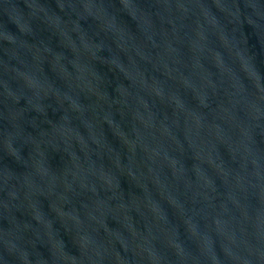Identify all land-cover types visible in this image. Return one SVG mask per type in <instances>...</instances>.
Returning a JSON list of instances; mask_svg holds the SVG:
<instances>
[{"label": "water", "instance_id": "water-1", "mask_svg": "<svg viewBox=\"0 0 264 264\" xmlns=\"http://www.w3.org/2000/svg\"><path fill=\"white\" fill-rule=\"evenodd\" d=\"M0 264H264V0H0Z\"/></svg>", "mask_w": 264, "mask_h": 264}]
</instances>
